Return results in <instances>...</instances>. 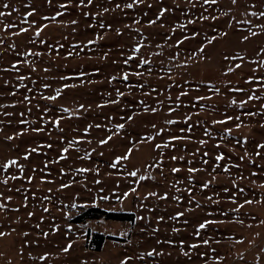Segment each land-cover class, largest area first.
<instances>
[{"label":"rangeland","instance_id":"374dc122","mask_svg":"<svg viewBox=\"0 0 264 264\" xmlns=\"http://www.w3.org/2000/svg\"><path fill=\"white\" fill-rule=\"evenodd\" d=\"M0 11V264H264V18L248 14L264 0H0ZM249 29L259 34L243 41ZM91 207L134 219H76ZM95 233L114 238L97 250Z\"/></svg>","mask_w":264,"mask_h":264},{"label":"snow or ice","instance_id":"6c2138e0","mask_svg":"<svg viewBox=\"0 0 264 264\" xmlns=\"http://www.w3.org/2000/svg\"><path fill=\"white\" fill-rule=\"evenodd\" d=\"M216 2H217V0H204V3H205V4H215ZM88 3L91 4V3H92V0H88ZM236 3H237V0H232V4H236ZM81 4H83V0H81ZM9 7H10V5H9L8 3L3 4V8L8 9ZM61 7H65V5H61ZM125 7L131 8V7H133V4H127V5H125ZM251 7H252V8H255L256 5H252ZM164 11H165V10L162 9L160 15H163V12H164ZM248 14L251 15L252 17H257L258 19H259V18H264V11H259V12L251 11V12H249ZM5 15H10V13L0 11V16H5ZM28 15L31 16L32 13L30 12V13H28ZM57 15H61V13H57ZM45 19H48V18L45 17ZM52 19H55V17H53ZM157 19H159V17H157ZM202 19H208V17H202ZM212 19H217V18H216V17H213ZM73 23H75V21H73ZM149 23H150V24H155L156 21L153 20V21H150ZM189 23H192V21H189ZM244 23H251V21H244ZM9 26H11V25H6L5 27L7 28V27H9ZM101 27H103V25H101ZM180 27L183 28L184 25H180ZM229 27H231V24H229ZM255 27L260 28L261 31L264 32V24H257V25H255ZM21 31H22V32H23V31H27V29H23V28H22ZM39 34H40V29H37L36 35L39 36ZM258 34H259V33H257L256 31H252L251 29H249V35H245V36H243V37H242V40H243V41H248L250 36H253V37H254V36H257ZM221 35H226V33H221ZM188 38H189V37H187V36L185 37V39H188ZM215 40H216V37L213 36L211 39H208V40H207V43H208V44H212L213 41H215ZM182 42H183V41H177V44L179 45V44H181ZM89 43H90V44H91V43H94V41H89ZM141 47H142L141 45H137L136 48L134 49V51H135V52H139ZM198 51H199L201 54H203L204 51H205V47L202 45V46L198 49ZM261 52L264 53V48L261 49ZM33 55H37V56H39V55H41V53H33ZM68 55L71 56L72 53L69 52ZM129 59H132V57H129ZM225 59H226V60H227V59H235V57H227V56H226ZM239 59L243 60V57H239ZM127 62H128V61H125V63H127ZM140 63H141V64H148L149 61H148L147 59H143V60L140 61ZM15 67H16V66L13 65V68H15ZM240 67H241V64H236V65H235V68H236V69H239ZM33 71H35V69H33ZM45 71H47V69H45ZM233 71H234V69H233L232 67H229V68L227 69V72H229V73H231V72H233ZM254 71H255V70H254ZM81 75H83V73H81ZM128 75H129L128 73H125L124 76H123V79H124V80H127V79H128ZM135 75L139 76V75H141V73H138V72H137V73H135ZM20 79L23 80L24 77L21 76ZM61 79H67V78L62 77ZM252 79H253L252 77H249V80L246 81V83L251 82ZM44 87H45V88H48L49 85H48V84H44ZM64 87H65V88H67V87H75V85H68V84H65ZM213 91H215V92L218 93V92H219V89H214ZM234 91H243V89L237 88V89H234ZM60 94H61V90H60V89H57L56 92H55V95L44 97V99H47V100H56L57 97L60 96ZM121 95H123V93L117 91V96H121ZM181 95H187V93H183V92H182ZM259 98H260V97L255 96V95H250V96H248V100H258ZM28 99H29V98L26 96V97H25V100H28ZM177 99H179V97H177ZM197 99H198V100L210 99V97H197ZM112 102H113V103H118V101H112ZM143 103H144V102L141 101V104H143ZM231 103H232V104H236L237 101H236V100H232ZM245 103H246V101H240V104H241V105H243V104H245ZM80 107L83 108V105H81ZM63 111L68 112L69 110H68L67 108H65V109H63ZM145 111H149V109H148L147 106H145ZM150 111H152V112H156L157 109L152 108V109H150ZM254 114H255V113H249V115H254ZM128 119L131 120L132 117L129 116ZM233 119H234V117H232V116H227L225 120L214 121V123L224 124V123H226L227 121H230V120H233ZM235 119H236V120H239L240 117L237 116V117H235ZM21 122L23 123V121H21ZM55 123H56L57 125H59V120H56ZM166 123H168V124H173V123H176V122L173 121V120H168V121H166ZM96 127H100V126L97 125ZM116 127H117V129H122V128L124 127V125H123V124H118V125H116ZM152 127L155 128L156 126H155V125H152ZM236 127L239 128V127H240V124H237ZM35 131H42V129H35ZM85 131H87V129H86ZM181 131H183V129H181ZM228 131H230V129H229ZM178 138H179V137H177V136H175V135H173V136L171 137V139H173V140L178 139ZM8 139H12V137H8ZM111 139H112V137H111V136H108L107 139H102V140L99 141V143H100V144H106V143H107L109 140H111ZM152 139H153V137H151V136H148V137H147V140H149V141H151ZM200 143H204V141H200ZM49 147H50V145H49ZM156 147H157V148H160L161 145H160V144H157ZM258 147H260L261 149H264V144L258 145ZM36 150H37V149H35V148L31 149L32 152H35ZM67 151H68L67 148H64V149H63V152H67ZM131 152H132V149L130 148V149L128 150V153H127V154H125V155H123V156H118V157H116V161L113 162L111 166H112L113 168L117 167V164L119 163V161L122 160V159H123V160H127V159L129 158V155L131 154ZM259 154H260V153L258 152L257 155H259ZM24 158L27 159L28 157L25 156ZM61 158H63V157H61ZM173 159H176V157H173ZM222 159H223V155H218V156L216 157V160H217V161L222 160ZM241 159H243V158H241ZM204 163H207V161H204ZM16 164H17V161H16L15 159H11V160H8L7 163H5V164L3 165V167H4V169H7V168H9L11 165H16ZM21 171H23V168H22V167H21ZM79 171L83 172V171H87V169H80ZM172 171H173V172H179L180 169H178V168H173ZM188 171H189V172H196V171H199V169L189 168ZM225 171L227 172L228 169L225 168ZM129 175H131V176H135V175H136V172H130ZM252 175H256V173H253ZM12 179H16V177L13 176ZM30 179H31V178H30ZM141 179H144V177H141ZM2 182L5 183V184H7V179H5V180L2 181ZM209 183H210V181H209V182H205V183L203 184V187H204V188H207V187L209 186ZM233 186L235 187V184H234ZM62 187H68V185H62ZM262 187H264V185H262ZM135 191H136L135 189H132V192H135ZM224 191L227 192L228 189L225 188ZM239 191H240L241 193H243L244 189L241 188V189H239ZM128 195H129V193H124V196H125V197H127ZM148 195H150V196H155L156 193H154V192H150ZM163 198H164V197H161V199H163ZM8 199H11V197H8ZM104 199H107V197H104ZM177 199H179V198L177 197ZM208 199L211 200V197H209ZM235 202H236L235 199H233V200H232V203H235ZM244 203H245V204H251V203H253V201H251V200H245ZM72 206H73V207H76L75 204H73ZM243 206H244V205H239V208H243ZM0 207H3V205H0ZM238 210H239V209H234V211H238ZM45 211H47V209H45ZM29 215L31 216L32 213H29ZM177 215L180 216V215H183V214H182V213H177ZM137 219H140V217H137ZM212 223H216V221L205 220L203 223H200V224H199V229H204V228H206L209 224H212ZM199 229L197 230L196 235H199V234H200V233H199ZM174 231H176V229H174ZM5 235H7V234H6V233H3V232H0V237H3V236H5ZM25 235H27V233H25ZM45 235H47V234H45ZM203 243H204V244H207L208 241L205 240V241H203ZM191 247H192V248H196V247H198V246L195 245V244H193V245H191ZM71 248H72V244H68L67 247L63 248V251H64V252H68ZM185 254H187V253H185ZM147 255H148V256H151V255H153V252L150 251V252L147 253ZM39 259L44 260L45 257H44V256H41V257H39ZM130 259H131V257H126L125 260L120 261V264H126V261H127V260H130Z\"/></svg>","mask_w":264,"mask_h":264},{"label":"trees","instance_id":"16d2710c","mask_svg":"<svg viewBox=\"0 0 264 264\" xmlns=\"http://www.w3.org/2000/svg\"><path fill=\"white\" fill-rule=\"evenodd\" d=\"M105 217L108 219H115V220H133L134 215L133 213H121V212H113L107 211L98 207H91L84 211L81 215H79L76 219H85V218H97V217ZM106 238H114L113 236H107L103 233H95L93 238L94 249L99 250Z\"/></svg>","mask_w":264,"mask_h":264}]
</instances>
